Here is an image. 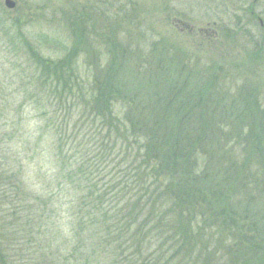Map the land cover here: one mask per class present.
I'll use <instances>...</instances> for the list:
<instances>
[{
	"label": "trees",
	"instance_id": "1",
	"mask_svg": "<svg viewBox=\"0 0 264 264\" xmlns=\"http://www.w3.org/2000/svg\"><path fill=\"white\" fill-rule=\"evenodd\" d=\"M6 37L26 69L21 90L0 87V264H264L254 91L216 106L220 77L200 65L161 72L151 54L125 73L113 49L83 75L72 52L52 61L41 38Z\"/></svg>",
	"mask_w": 264,
	"mask_h": 264
},
{
	"label": "rangeland",
	"instance_id": "2",
	"mask_svg": "<svg viewBox=\"0 0 264 264\" xmlns=\"http://www.w3.org/2000/svg\"><path fill=\"white\" fill-rule=\"evenodd\" d=\"M5 1L0 0V19H3L2 23L0 21V87L7 91L21 90L25 84L23 76L20 77L26 69L25 50L17 52L6 37L15 36L21 30L29 38H41L34 50L49 60L72 52L83 75L88 70L92 73L99 64L105 68V56L113 49H123V53L131 57L124 65L125 73L131 72L133 66H140L139 57L150 55L151 59V54L155 59H164L165 64L161 61V65H156L161 72L167 71L163 67L175 74L178 65L181 69L186 66L195 69L200 65L197 68L207 72L209 80H217L212 74L220 77L221 87L217 83L220 94H212V104H227L250 88L259 103L255 106L264 112V52L257 54L264 48V42L259 38V23L242 27L250 29L249 32L236 31V27L228 24V11L212 8L213 0H12L15 8L11 10L6 9ZM261 19L264 21V15ZM84 28H87L86 33H93L97 28L95 35L99 36L81 34ZM153 49L155 52L151 53ZM197 57H202L203 63H196ZM179 60L182 62L177 63ZM159 76L166 77L164 73ZM20 101L22 99L17 98L16 103ZM257 119L264 123V113ZM232 155L236 162L233 167L240 168L239 147ZM250 166L256 174L253 181L263 180V188L255 200L256 208L261 211L255 212V217L259 227L257 235L264 241V231L260 229L264 228V161L258 162L255 155ZM210 235L213 232L208 231L205 236ZM202 241V246H206L207 240ZM253 250L246 252L247 255ZM249 259L246 258L247 262ZM230 260L232 258L228 257L214 263L211 258L208 264H229Z\"/></svg>",
	"mask_w": 264,
	"mask_h": 264
},
{
	"label": "flooded vegetation",
	"instance_id": "3",
	"mask_svg": "<svg viewBox=\"0 0 264 264\" xmlns=\"http://www.w3.org/2000/svg\"><path fill=\"white\" fill-rule=\"evenodd\" d=\"M212 4L214 5L212 8L228 11L230 15L228 24L236 27V31L241 29L249 32L250 29L242 27H251L252 24L259 23L261 32L259 38L264 42V21L261 19V16L264 15V0H253L251 3L248 0H213ZM257 11L258 13H256ZM245 23L246 26H244ZM262 51L264 52V48Z\"/></svg>",
	"mask_w": 264,
	"mask_h": 264
},
{
	"label": "water",
	"instance_id": "4",
	"mask_svg": "<svg viewBox=\"0 0 264 264\" xmlns=\"http://www.w3.org/2000/svg\"><path fill=\"white\" fill-rule=\"evenodd\" d=\"M5 6L8 9H14L15 8V3L12 0H6L5 1Z\"/></svg>",
	"mask_w": 264,
	"mask_h": 264
}]
</instances>
